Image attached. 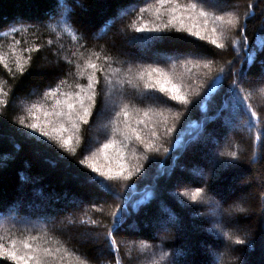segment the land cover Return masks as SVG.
Wrapping results in <instances>:
<instances>
[{"label":"trees","instance_id":"obj_1","mask_svg":"<svg viewBox=\"0 0 264 264\" xmlns=\"http://www.w3.org/2000/svg\"><path fill=\"white\" fill-rule=\"evenodd\" d=\"M217 2L215 7H206L210 15H233L241 24L247 23L249 43L256 53L251 64L243 62L245 53L236 43L235 28L226 29L218 41L224 49L174 31L160 35L186 39L133 42V37L155 35L137 33L134 27L142 22L141 16L143 22L154 20L158 0H0V100L5 102L0 104V243L10 247L15 240L19 247L32 236L42 237L48 241L46 246L61 249V264H264V51L253 44L255 35L264 36V0ZM64 19H68L67 26ZM148 47L169 59L151 53L142 57V50ZM17 57L27 61L23 74L16 69ZM88 60L105 70L110 65L121 74L129 68L138 73L150 66L174 73L189 92L190 103L183 106L170 101L158 91L145 89L138 80L133 85L117 83L109 90L104 87L103 74L97 72L101 83L96 106L89 123L81 125L75 154L55 144L46 148L23 135L30 130L19 120L30 122L28 109L33 104L50 108L60 98L45 97L46 91L61 80V92L87 83L86 76L79 73L91 71L84 68ZM229 61L234 65L231 69ZM241 69L247 74L241 96L244 105L257 113L255 117L229 91L233 72ZM107 97L114 106L106 127L94 133L97 140L92 142V128ZM123 104L129 105L133 124L144 111L162 112L174 131L166 135L161 120L158 153L146 152L135 141L128 144L125 162L142 166L132 180L90 184L78 171V161L113 135L123 139L113 133L114 127H122L123 116L120 125L114 119ZM36 114L43 118L42 113ZM209 132L213 139L206 142ZM209 146L214 150L210 152ZM229 153H235V158ZM25 180L27 186L21 188ZM197 189L203 199L191 201L188 197ZM184 193L187 195H181ZM34 195H56L53 204L58 210H33L16 202L20 197L33 200ZM72 198L80 202L69 203ZM208 200L216 209H231L234 216L210 209ZM61 203H65L62 209ZM119 205L124 207V219L110 250L103 233ZM171 216L179 226L167 225L169 232L157 234L153 222ZM23 219L29 222H17ZM237 239L242 243L235 244ZM0 264L14 262L5 257Z\"/></svg>","mask_w":264,"mask_h":264},{"label":"snow or ice","instance_id":"obj_2","mask_svg":"<svg viewBox=\"0 0 264 264\" xmlns=\"http://www.w3.org/2000/svg\"><path fill=\"white\" fill-rule=\"evenodd\" d=\"M158 7H155L153 15L154 20L152 22H143L141 16V23L134 27L137 33H149L155 35L137 36L133 37V42H137L143 39L147 40H164V39H186L185 36L167 37L160 35L161 33L177 32L184 33L187 36L198 38L200 41H208L211 45L217 49H224L225 45L218 41L223 37L226 29H237V35L239 39L236 41L240 49L245 53L243 62L251 64L253 62L255 51H252L253 45L249 43L247 36V23L241 24L237 16L229 15L227 18L221 15H210L206 10L207 6L215 7L217 0H199V2H192L183 4L179 0H158ZM205 5V6H201ZM249 7H255V5H249ZM145 9L141 8L140 12L143 13ZM62 23L67 26L68 19H64ZM14 31H17L13 28ZM67 30V27L66 29ZM107 29H105L106 31ZM253 44L256 50L264 51V36L255 35L253 37ZM98 58V57H97ZM110 59L105 57V60ZM241 62V61H238ZM27 61H24L21 57L15 59L16 69L19 73L23 74L26 69ZM229 68H233V62L229 61ZM8 67L7 64L4 65ZM79 67V66H77ZM205 68H210L209 64L204 65ZM85 69L91 71L81 70L79 75L84 78L86 76V84H76L75 90L69 92H61V85L63 80L59 82L55 87L50 88L45 92V97H60L55 99V102L50 108H45L42 105L33 104L28 109L30 122H26L21 118L19 124L30 130L29 132L22 133L28 138L34 140L38 144L44 145L46 148H52V145H57L64 151L75 154L76 144L80 142V130L82 124H88L93 116V109L96 106L97 100V86L101 81L97 77V72H100L104 76V87L106 89H113L117 83L126 82L129 85H133L134 80L143 82V87L147 90H155L164 94L170 101L178 102V104L187 106L190 103L189 92L185 90L183 82L175 76L174 73L165 72L164 69L159 67H148L138 73H133L131 68L127 73L121 74L119 69L105 70L102 65L88 60L85 62ZM223 71V69L221 70ZM246 72L243 69L237 72H233L234 79L230 85L229 91L237 104L244 105V98L241 96V85L246 78ZM119 77V79H114ZM261 79H264L262 74ZM105 95H110L109 92H105ZM156 99H160L157 97ZM3 100H0V104H4ZM245 111H250V115L255 117L257 113L251 111L248 105H244ZM135 111L139 112V109ZM40 112L41 115L36 113ZM123 116L122 127H114L113 133H119L122 136V140H117L115 135L107 143H104L96 151L92 152L90 156L80 159L78 161V171L82 173L87 182L90 184H102L106 181L123 180L130 181L134 175L140 174L142 166L140 164H130L125 162V151L128 144L135 141L141 145L146 152H159L160 147L156 144V140L159 139L158 126L162 122L164 123V133L171 134L174 131V125L168 126L167 117L162 112L151 113L144 111L143 116L135 120L133 124L129 117V105L123 104L119 107V111L115 112L114 124L120 125V117ZM160 117L161 119H156ZM176 118H179V113L176 114ZM143 125V129L139 126ZM178 135V133H177ZM46 138V139H41ZM111 149V153L109 150ZM167 154L168 148L163 149ZM57 155L61 159L67 160L66 157L60 153ZM230 156L235 158V153H229ZM101 157L103 162H100ZM148 159L147 156L144 157ZM178 159V157H177ZM71 164V161H68ZM79 165H83V168H79ZM85 169L90 171H85ZM215 168H213V173ZM95 174V175H93ZM181 195H187L186 193ZM198 197H201V190L197 189L190 197L191 201H196ZM203 199V197H201ZM209 204L210 209H214L220 212L222 216L231 215V209H216L214 202L210 200L206 201ZM239 211L243 212L244 209ZM112 223L110 227H106L103 233V239L106 242L108 248L111 250L115 247L114 233L119 231V227L122 226L124 219V207L119 205L111 213ZM214 218V217H213ZM24 223V221H17ZM97 224L96 221H93ZM99 226V225H98ZM219 227V223H217ZM227 236L228 234L225 233ZM230 238V237H229ZM3 237H0V241ZM31 241V242H30ZM242 241L237 239L235 244L239 245ZM48 241L42 237L32 236L28 240L21 242L18 247L17 242L13 240L10 247H5L3 243H0V260L5 257L7 260L14 262V264H61L62 257L60 255V248H52L46 246ZM215 251V250H213Z\"/></svg>","mask_w":264,"mask_h":264},{"label":"rangeland","instance_id":"obj_3","mask_svg":"<svg viewBox=\"0 0 264 264\" xmlns=\"http://www.w3.org/2000/svg\"><path fill=\"white\" fill-rule=\"evenodd\" d=\"M218 4V2H217ZM131 44H134V43H131ZM145 53H151L153 54V57H159L161 56L163 59H169V57L165 56V55H157L155 53H153V50H151L149 47L142 50L141 52V55L142 57L145 56ZM114 106V102L112 100V98L110 97H107L104 101V107H103V111L101 113V115L99 116L98 118V121L95 123L94 127L92 128L93 130V138H91L92 142H96V137H94V133H99V132H102L104 130V128L106 127L107 125V117H108V113L112 110ZM213 132H209L208 134H206V136L204 137V140L207 142L208 139H213ZM213 144L216 146L217 145V141H213ZM210 152L214 150V147L212 148L211 146H209L207 148ZM25 184L27 186V183H26V180L25 182L21 183V188H25ZM35 197V198H34ZM35 200H34V199ZM57 198L56 195H48V198H44V197H37L36 195H34L32 197L33 200H29L27 198H24L23 197H20L16 200V202H20V204H27V206H29L31 209H43V208H47L49 209L50 211H55V210H58L56 206H54L53 204V199ZM80 201H78L77 199H74L72 198V200H69V203H79ZM61 208L65 205V203H61ZM11 216V215H9ZM231 217L234 216V214H231L230 215ZM22 221H24V223H21V224H26L27 222H29L28 219H23ZM37 221V220H35ZM38 222V221H37ZM176 218H173L172 216L170 217V219H168L167 221L164 220V219H159V220H156L153 222L152 224V228L153 229H156V233H162V232H169L170 231V228L167 227V225H174L175 226H179L178 223H176Z\"/></svg>","mask_w":264,"mask_h":264}]
</instances>
